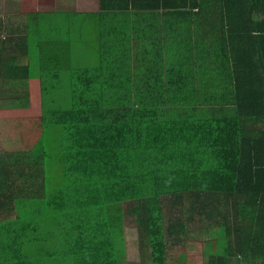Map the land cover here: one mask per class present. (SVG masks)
Instances as JSON below:
<instances>
[{
    "label": "trees",
    "instance_id": "16d2710c",
    "mask_svg": "<svg viewBox=\"0 0 264 264\" xmlns=\"http://www.w3.org/2000/svg\"><path fill=\"white\" fill-rule=\"evenodd\" d=\"M222 1L228 6L229 0ZM262 2L255 0L256 5ZM125 3L135 6L138 1ZM155 4L187 7L188 25L195 8L199 18L205 11L199 0L184 4L155 0ZM225 11L229 17V9ZM179 12L166 14L177 20ZM40 14L28 13L23 30H18L24 34L0 42V87L15 99L23 97L27 82L40 80L43 114L37 142L26 151L0 157V210L15 214L17 220L27 217L30 232L26 246L16 239L10 244L14 237L5 224L0 248L18 246L10 258L21 252L23 264L28 257L22 254L47 246L55 254L69 256L62 264H129L120 262L113 241L128 204V212L139 215L141 239L151 250L152 264H167L169 247L177 249L181 240L190 252L196 251L197 240L191 237L198 226L206 238L214 228L225 230L215 249L208 248L207 264H264V86L251 80L249 87H241L236 109L222 117L200 116L196 106L188 104L195 94L173 90L182 84L178 81L182 72L167 67L171 61L159 43L153 51L148 49L150 43L143 45L136 70L131 47L118 42L109 50L110 61L107 49L97 50L96 70L71 71L73 45L44 41L32 23L41 27ZM223 21L220 29L207 27L209 47H195L205 52L204 61L217 64L215 71L229 70L230 54L227 50L226 55H217L210 49L217 44L214 33L222 30L228 40L230 33H236L229 19ZM3 28L0 20V35ZM246 71L264 76V65L253 64ZM37 72L39 77L34 76ZM64 74H71L70 84L54 85L51 94L56 95L59 87L67 98L47 106V84L61 82ZM224 80L229 89V79ZM138 81L143 86L136 87ZM49 129L52 141L47 150L44 134ZM49 163L60 170L64 182L55 192ZM42 214L50 217L44 220L45 228L51 229L53 218L60 220L59 247L51 246L53 240L42 233L33 237L32 230L41 229L37 218Z\"/></svg>",
    "mask_w": 264,
    "mask_h": 264
},
{
    "label": "crops",
    "instance_id": "0c3cea01",
    "mask_svg": "<svg viewBox=\"0 0 264 264\" xmlns=\"http://www.w3.org/2000/svg\"><path fill=\"white\" fill-rule=\"evenodd\" d=\"M38 1L39 3L47 2L48 6L57 7L62 0H37V2ZM86 1L87 0H69V8L67 11L90 15V21L96 26L100 33V38L95 41V44L99 46V48L96 49L100 50L101 53H104L103 51L107 49L106 57L110 61L111 53L109 50H112L113 46L117 45L118 42L126 43L131 47V60L133 61L132 68L136 70L139 59H142V53L139 51H141L143 45L145 43H150L148 49L153 51L156 49L155 44L159 43L161 45L160 49L166 54V58L168 55L167 60L169 62L171 61V64L173 63L172 65L167 63V67L169 69L174 67L180 68L179 70L182 72L180 76L178 74V77H182V80H178L182 84H180L179 87V84L177 83L176 88L173 90L176 92L181 91L195 94L194 99L188 100V104L196 106L195 110L197 115L222 117L223 114L229 113L228 110L231 112L237 108L238 96L239 94L242 95L241 87L243 85L247 88L250 85V81L256 79L259 81L258 84L260 86H264V76L259 73L250 74L246 71L247 68L251 67V65L253 66V64H256V66L264 65L263 2L261 5H256L255 0H229L227 6L222 0H199L203 7H205V11L199 18L195 13H199L200 11L198 8H195L192 13L195 15L194 20L188 25L187 17L184 13H187L190 9L187 7L184 8L183 5H181L183 8H175L174 6L158 8L156 7V4L158 3L155 4V0H137L138 3L135 6H131V3H127V5L126 3L123 4V1L125 0H112L113 2L105 0L104 4H102V0H92V9L87 10L84 8L85 4L82 5ZM177 1L183 4L185 3V0ZM10 3L11 2L5 0L4 7H1L0 9L6 11L7 6ZM72 4H75L78 8ZM226 9H229V17L228 15H224ZM179 10V13L181 14L175 16L178 18L177 20L173 19V17H168L166 14L169 12H177ZM57 11L58 10L55 9L37 10V12ZM155 13H158L159 15ZM227 19H229V22L236 27V33L234 35L233 32L230 33L231 37L229 38L231 39L228 40V37H225V32L222 30L217 31V33L219 32L218 35L217 33H214V38H212V40L217 41V44L216 46L212 45L210 49L217 52V55H219V53L226 55L227 50H229V70H222L219 68L218 71H215L217 69V64L214 63V66H211L210 61H204V59H206L205 52H200L195 47L199 45L198 47L201 50H204L203 47H209L210 40L206 39L207 27H209L210 24L212 27L215 26L220 29L224 22L223 20ZM194 21L196 23H194ZM9 24L15 25L11 26ZM9 24V27L19 26V23L9 22ZM189 34L192 37H190ZM19 35H14V37ZM227 45L229 46L227 47ZM173 51L177 54L175 55V58L171 59L170 53ZM104 57L105 55H103V58ZM103 61L107 60L103 59ZM238 69L240 71H238ZM184 78H187V80L184 81ZM225 78L229 79V89L225 84ZM31 82L32 81L25 84L23 97L15 99L7 95L9 92L6 87H0V93L4 94L3 97L0 95V100L3 101L2 99L9 98L12 101L14 100L17 105H20L22 102L24 103V100L30 99V92L32 90ZM36 84L37 90L41 92L42 103L41 81L37 80ZM142 84L141 81H138L136 87H141L143 86ZM174 85L173 82L172 87ZM136 90L137 89H135V91ZM260 121L262 122L263 119ZM0 139H2V142H0L2 144L6 141V139H3L1 136ZM8 140L9 139L7 138V141ZM3 148V146L0 148V157L3 155ZM16 218L15 214H7L3 211L2 216L0 217V224H6L12 231V237L14 238L12 241L10 240V244L16 239L26 246L29 242L28 234L30 233L29 228H27V217L22 216V221L17 220ZM38 218L37 220L39 221L41 229L39 231L32 230L33 237L34 234L41 236V231L45 228L44 221L39 220ZM49 218L50 217H47L45 221ZM3 231L4 230H0V240H2L1 232ZM117 238L120 237L115 236L114 234L113 241L116 245V254L120 257L121 263L152 264L151 250L148 246L143 245L141 239L139 257H136L135 261H131L130 256L126 257V245L117 243ZM198 240L199 239H197V241ZM201 242H203V240H200L198 243ZM198 243L196 251L190 252L189 247L185 246L184 249H186V254L181 253L180 257L176 259H172L170 253L175 250L173 253L176 255L180 251L177 252L178 248L173 249L169 247L167 264H172L173 262H176V264H186L188 263V257H195V255V258H202L203 255L199 252ZM36 247L38 246L36 245ZM2 249V252L6 253L4 246H2ZM29 251L30 250L28 249V252ZM31 251L34 253L41 251V249L34 248L31 249ZM197 254H200V256ZM193 257L189 258V261H193ZM193 262L196 264V261Z\"/></svg>",
    "mask_w": 264,
    "mask_h": 264
},
{
    "label": "rangeland",
    "instance_id": "374dc122",
    "mask_svg": "<svg viewBox=\"0 0 264 264\" xmlns=\"http://www.w3.org/2000/svg\"><path fill=\"white\" fill-rule=\"evenodd\" d=\"M11 2L7 6V10L0 9V20L5 24V28H3V32L0 35V42L6 41L9 37L14 34H24L23 32L18 33V30H23L24 25L27 21V14L32 12H37L40 10H58L57 12H42L40 14L41 27H39L38 22L34 21L33 26L34 29L37 30L38 35L40 34L44 37V41L47 43H62L67 44L69 46L73 45L74 52V66L71 71L86 70L93 71L99 67V53L96 48H99L95 41L100 38L99 30L92 24L90 21V15L84 13L77 12H68L69 8V0H62L57 7L48 6L47 2L39 3L37 0H6ZM42 1V0H40ZM5 0H0V8L4 7ZM66 3V4H65ZM39 4V5H38ZM85 4V5H84ZM78 8L75 4H72ZM82 5L84 8L89 10L92 9L93 4L92 0H87ZM72 8V7H70ZM73 9V8H72ZM61 10V11H59ZM38 17V16H37ZM39 18V19H40ZM9 22L19 23L18 28H11L8 26ZM14 26L15 24H9ZM17 30V31H16ZM40 31V32H39ZM176 52L170 53V58H175ZM112 63L111 65H113ZM77 70V71H79ZM117 70L118 69H114ZM39 72L34 74V76L39 77ZM61 78V82H54L47 84V89L49 94L46 98V105L52 107L53 104L58 105L63 102L67 98L62 88L57 89L56 95L51 94L53 92L52 88L54 85H66L70 84L71 80H68L71 74H64ZM37 80H33L31 82L32 90L30 92V99L24 100L20 105L15 104L14 100L2 99L0 100V136L3 139H9L7 142L0 143V148L3 146V155H6L9 152L13 151H26L28 150L33 143L37 142L39 138V134L42 132V124H43V114H42V103H41V92L37 90ZM61 93V95H59ZM1 97L4 94H1ZM37 97V98H36ZM51 130L49 129L44 134V146L49 150L51 148ZM2 142V139H0ZM54 159L56 160V154L54 155ZM48 174L50 177V186L53 189V192L60 189L64 182L60 180V170H58L53 163H49L48 165ZM21 180H17L16 184H20ZM125 208L127 210V214L123 216L121 225L118 226V230L115 232V236L117 238V243L125 244L127 247L126 257L130 256L131 261H135V258L139 257V246L141 239V230L139 224V215L138 213H129L128 212V204H125ZM26 212V211H24ZM3 211L0 210V217L2 216ZM47 218L46 214H42L38 219L45 220ZM168 219V215H167ZM95 221V220H94ZM50 222V221H49ZM60 222L59 219L53 218L52 223L50 224L51 229H49V225L47 228L42 229V234L45 238L49 240H53L51 242V246L59 245L60 240H62V232H60L56 225ZM47 224V222H45ZM169 225V219L167 221V227ZM4 224H0V230H4ZM199 226L194 227L192 230L193 241L199 239L203 240V242L198 243L199 252L202 258H195L193 256L188 257V263L186 264H207V256L210 253L209 247L211 249H215L216 242L220 241V239L224 238L225 230L214 228L215 231H211L208 234V237L202 236V233L199 231ZM51 232V237L48 234ZM204 234V233H203ZM169 238V237H168ZM142 240V239H141ZM168 240V239H167ZM170 240L169 242H171ZM185 241H180L178 246V251L175 255V250L171 251V258L176 259L180 257V254H186ZM208 244V245H207ZM18 246L12 247V249L6 250V255L2 252V247L0 248V264H23L24 260L21 261V252L18 253L14 259L10 258V253L14 250H17ZM59 247V246H58ZM217 250V249H216ZM63 251V250H61ZM64 252V251H63ZM200 254H197L200 256ZM22 255L27 256L28 264H47V261H50L51 264H62L60 261L69 257L66 254L61 253L60 255L55 254L51 251L49 246L45 247L39 252L34 253H24ZM190 255V254H188ZM5 257V259H4ZM193 257V261H189V258ZM133 264V263H131ZM172 264H176L173 262Z\"/></svg>",
    "mask_w": 264,
    "mask_h": 264
}]
</instances>
